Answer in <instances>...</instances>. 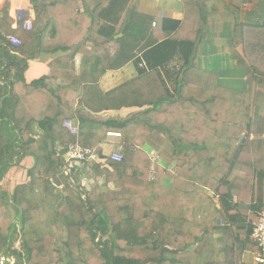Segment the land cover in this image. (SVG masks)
Returning <instances> with one entry per match:
<instances>
[{"label":"trees","instance_id":"16d2710c","mask_svg":"<svg viewBox=\"0 0 264 264\" xmlns=\"http://www.w3.org/2000/svg\"><path fill=\"white\" fill-rule=\"evenodd\" d=\"M135 1L30 0V30L21 22L13 29L8 17L0 20V180L25 158L32 160L27 181L11 192L0 188L15 221L0 227L2 264H241L242 252L251 248L245 218L255 219L249 204L262 200L264 186V95L258 89L264 85V17L251 12L241 24L243 56L231 55L245 80L236 89L222 86L218 72L197 68L210 17L195 10L190 16L181 0L182 20L162 18L151 27L153 19L136 13ZM9 36L21 44H10ZM176 49L194 56L170 92L152 69ZM42 52L67 54L51 61L49 76L24 85L48 101L38 118L26 122L9 101L14 81L24 80L28 61ZM76 53L78 73L70 64ZM138 54L151 71L103 93L98 76L138 62ZM61 78L68 85H58ZM72 100L91 114L67 112ZM123 107L139 110L123 119L92 115ZM74 118L79 127L73 136L64 123ZM107 132L120 133L115 139L123 159L93 162L88 186H82L80 173L65 174L64 152L76 143L100 158ZM159 141L170 146L166 165L153 162L146 147ZM238 191L242 197L235 202Z\"/></svg>","mask_w":264,"mask_h":264},{"label":"crops","instance_id":"0c3cea01","mask_svg":"<svg viewBox=\"0 0 264 264\" xmlns=\"http://www.w3.org/2000/svg\"><path fill=\"white\" fill-rule=\"evenodd\" d=\"M188 9H191L189 15L193 14L192 10H195L197 16L205 14L208 16L207 21L208 32H206L207 39L202 42L197 49V68L201 71H214L219 73V82L222 86H228L233 88H241L245 77L242 71L237 68L236 61L232 58V52H235L239 56H243V36L241 24L244 23L248 14L251 12H257L264 17V0H187ZM244 4H248L245 8ZM23 10L28 12V18L33 22L34 11L30 5V0H0V20L8 17L12 20L11 27L16 28L15 14L18 10ZM136 13L143 17L152 18L151 27L159 22L160 19H172V20H182L185 16V7L181 0H136L135 7ZM143 29H145L144 24ZM264 26V20L262 22ZM187 38H194L192 35H188ZM188 47H192L189 45ZM187 47V48H188ZM87 49L92 50V45L87 44ZM67 53L55 52L46 53L42 52L40 56L36 59L28 61V69L24 73L23 81H14L13 85V97L10 98L9 105L15 110V114L18 117H23L26 122L36 119L39 117L43 106L48 103L45 96L34 90L32 92L26 91L24 85L30 86L35 82H38L44 77L49 76L50 69L49 64L54 59L63 56ZM171 57L169 61L164 64L155 66L152 69L159 76V79L164 84L170 92H172L175 84V78L177 72L180 70L187 58H192L194 53L186 49L181 51L176 49L170 52ZM80 54L76 53L71 60V67L76 73L81 69L80 65ZM139 60L136 62L130 61L125 66L114 71H105L98 76L97 82L103 93H107L119 86H123L133 80L141 78L145 73H149L151 69H147V60L143 58V55L138 54ZM97 62L95 60L93 64L89 65L88 74L92 76L96 75ZM140 62H143L145 66H140ZM14 73V69H12ZM58 85H68L69 81L65 79H57ZM264 84V83H263ZM259 90H264V85L258 87ZM16 100H18L16 102ZM139 110V108L123 107L116 111H103L99 114H92L93 116L100 117L102 119L117 118L123 119L127 117L130 113ZM67 112L76 113L83 112L89 113L81 100H72L68 103ZM91 114V113H89ZM74 121L78 119L74 118ZM252 120L255 123L257 117L252 115ZM253 138H262L261 136ZM260 140V139H259ZM117 139L107 138L105 141L100 142L98 148L101 153H110L114 151L117 147ZM149 150L150 158L153 162H158L165 164V161L170 159V146L164 141L157 142L155 146L146 145ZM32 163L30 158H25L22 160L18 167H12L5 171L3 177L0 180L1 192H11L13 188L20 183L27 181L26 168ZM172 163V162H171ZM172 167L169 164L170 168ZM242 176V174H240ZM16 180H19L16 183ZM9 187V188H8ZM261 195L262 200L259 202H251L249 204V210L251 214L258 219V212L264 206V186ZM242 195L240 192H236L234 196V201L237 202L241 199ZM258 197V194L255 195ZM7 207V206H6ZM7 209L12 213L10 222L5 225H1L2 229H7L8 226L14 221V211L11 208ZM245 231L248 232L249 225L252 226L257 222L253 216L245 218ZM220 226L227 225V221L220 222ZM251 229V232H252ZM251 235V233H250ZM250 235L248 236L249 241H251V248L249 250L243 251L241 255V264H261L257 263L255 258L257 256V247L251 240ZM202 243H200L201 246ZM223 257L221 256L217 261H221Z\"/></svg>","mask_w":264,"mask_h":264},{"label":"built area","instance_id":"2783aa9c","mask_svg":"<svg viewBox=\"0 0 264 264\" xmlns=\"http://www.w3.org/2000/svg\"><path fill=\"white\" fill-rule=\"evenodd\" d=\"M244 7L247 8L248 4H244ZM15 22H21L22 27L25 30H30L32 28V21L28 18L25 19L24 11L18 10L15 14ZM8 40L13 46H19L21 44L20 39L16 36H9ZM264 95V90H262ZM65 128L71 135H76L78 132L79 123L74 120H68L64 123ZM107 137L109 138H118L120 133L117 132H107ZM65 157V174H81V184L82 186L87 187L89 183L88 179V169L91 164L95 161L105 162V160H110L112 162H120L123 159V154L118 146L114 151L110 153H101V157L95 154L92 149L84 148L76 143L70 144L64 152ZM251 240L257 247V256L255 258L257 263L264 264V206L258 212L257 222L253 225V229L250 235ZM5 257H1L0 263L6 262ZM13 264V262H10Z\"/></svg>","mask_w":264,"mask_h":264},{"label":"rangeland","instance_id":"374dc122","mask_svg":"<svg viewBox=\"0 0 264 264\" xmlns=\"http://www.w3.org/2000/svg\"><path fill=\"white\" fill-rule=\"evenodd\" d=\"M19 180H16V183ZM98 185H102V180L98 181ZM112 187V186H111ZM9 188V187H8ZM91 188V187H90ZM91 190V189H90ZM11 212L7 209V207L5 206V204H3L0 200V224L1 225H5L7 226V224L10 222V218H11ZM15 249H18L20 247L19 242H16L15 244Z\"/></svg>","mask_w":264,"mask_h":264},{"label":"water","instance_id":"95a60500","mask_svg":"<svg viewBox=\"0 0 264 264\" xmlns=\"http://www.w3.org/2000/svg\"><path fill=\"white\" fill-rule=\"evenodd\" d=\"M12 253L15 255L16 259L20 262L21 261V254L20 252H17L16 250H13Z\"/></svg>","mask_w":264,"mask_h":264}]
</instances>
